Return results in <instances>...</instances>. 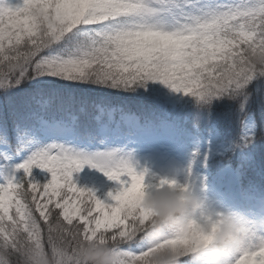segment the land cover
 <instances>
[{"label": "snow or ice", "instance_id": "1", "mask_svg": "<svg viewBox=\"0 0 264 264\" xmlns=\"http://www.w3.org/2000/svg\"><path fill=\"white\" fill-rule=\"evenodd\" d=\"M148 81L195 98L209 112L215 100L236 102L244 135L233 147L251 143L253 104L264 122V0H0V90L8 97L28 84L35 106L13 110L11 128L0 118V169L7 180L0 184V264H13L12 255L20 258L16 264H74L76 241L101 236L121 264H145L153 242L137 205L149 185L130 153L109 146L124 127L101 124L87 133L74 114L48 118L43 112L57 82L132 93ZM133 119L121 116L124 125ZM14 158L23 162L12 165ZM84 164L121 183L108 193L113 202L73 182ZM34 165L51 178H32ZM13 169L23 175L17 178ZM165 184L176 181L162 178L156 187ZM173 242L197 244L184 237ZM234 260L264 264V237L253 241L248 234ZM179 264H193L191 256Z\"/></svg>", "mask_w": 264, "mask_h": 264}, {"label": "clouds", "instance_id": "2", "mask_svg": "<svg viewBox=\"0 0 264 264\" xmlns=\"http://www.w3.org/2000/svg\"><path fill=\"white\" fill-rule=\"evenodd\" d=\"M165 179L176 184L147 187L138 199L140 222H146L153 242L145 264H179L184 256H191L193 264H235L234 256L250 234L249 224L233 210L206 209L205 201L187 183ZM177 237L195 238L197 244L189 247L173 242ZM103 240V236L79 238L74 264H121V256Z\"/></svg>", "mask_w": 264, "mask_h": 264}, {"label": "rangeland", "instance_id": "3", "mask_svg": "<svg viewBox=\"0 0 264 264\" xmlns=\"http://www.w3.org/2000/svg\"><path fill=\"white\" fill-rule=\"evenodd\" d=\"M12 5L22 4L23 0H8ZM132 124V123H131ZM207 138L204 140H194L191 145H182L177 142L169 126H165L163 134L143 130L135 134L124 133L122 137L113 139L109 142L110 147H119L123 154L130 153L133 163L138 172H145V183L149 188H154L159 184L162 178H175L179 183H187L190 188L205 201L206 209L233 210L236 209L237 197L239 196V187L230 185H210L206 190L201 182L195 181V171L203 163L206 156L219 149V145L205 147L206 143L213 140ZM197 149H203L200 153ZM222 150V149H221ZM23 162V158H14L12 165ZM35 169V170H34ZM14 170V169H13ZM23 169L14 170V174L19 178V172ZM51 178L47 170L40 169L37 166L32 168V178L41 183L40 177ZM73 182L82 188H90L95 191L98 198L113 202L108 196L109 192L113 194L119 190L122 185L119 181L110 179L104 171L84 164L82 169L74 172ZM129 179L127 176H121V180ZM6 170L0 169V184L6 183ZM194 184V188H193ZM260 217L257 221L249 222L250 236L253 241L257 237H264V227L256 228V225H264V203L261 204ZM254 234V235H252Z\"/></svg>", "mask_w": 264, "mask_h": 264}, {"label": "trees", "instance_id": "4", "mask_svg": "<svg viewBox=\"0 0 264 264\" xmlns=\"http://www.w3.org/2000/svg\"><path fill=\"white\" fill-rule=\"evenodd\" d=\"M30 88V85L24 84L23 88L19 92L10 94L8 97H5L3 94L0 95V118L7 117L10 128L13 121V110H15L17 113H24L29 111L30 107H35L34 105H30L29 96L27 95V92L30 90ZM51 88L55 92L52 104L60 102L62 107L66 106V108H60L61 110L67 109L68 112H65L67 114L78 113L80 115L79 119L84 123L93 122L91 114L92 112L97 111V105L102 101L108 104L118 103L146 105L147 107L142 108L140 112H144V117L146 118L151 117L150 119L155 124L158 123L159 118L162 117L165 112H173L174 115H177V112H179L178 119H182L181 107L178 106L176 108H172L171 105H169L166 110H163L159 102H154L152 98L142 92L144 91V86L138 87L132 93H126L120 90L75 86L66 87L60 82L52 85ZM133 94H135L136 97L131 98ZM213 102L217 105L215 107H211L210 112L207 110V108H201L198 104L197 106L192 105L191 109H194L192 112L197 110L198 112H203L201 115L206 125L212 120L220 121V124L223 128L231 131L234 141L239 142V139L244 135V131L234 115L236 102L230 101L227 98L215 100ZM252 111L255 114L257 121V136L251 143L243 146L244 152L253 155L256 160H258L257 158L264 159V122L261 121L259 105L253 104ZM154 112L157 114L154 115ZM230 112L232 113L231 115ZM10 259L13 264H16L20 258L16 255H12L10 256Z\"/></svg>", "mask_w": 264, "mask_h": 264}]
</instances>
